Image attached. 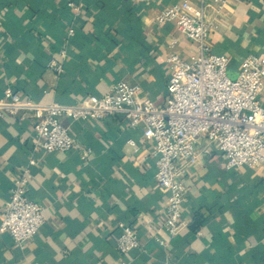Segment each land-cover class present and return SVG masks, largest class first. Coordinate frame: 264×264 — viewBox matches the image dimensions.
<instances>
[{"label": "crops", "instance_id": "obj_1", "mask_svg": "<svg viewBox=\"0 0 264 264\" xmlns=\"http://www.w3.org/2000/svg\"><path fill=\"white\" fill-rule=\"evenodd\" d=\"M178 1L0 0V97L11 86L37 102L74 103L126 79L140 98L163 103L168 53L191 59L197 50L173 22L156 21ZM191 1L205 3L212 49L229 57L231 72L264 55V0ZM62 121L82 148L36 150L33 117L0 116V214L26 167L27 194L45 209L27 242L0 232V264H264V162L230 168L216 142H203L184 175L185 224L168 237L167 194L142 127L122 115ZM119 221L138 232L139 247L120 251Z\"/></svg>", "mask_w": 264, "mask_h": 264}, {"label": "built area", "instance_id": "obj_2", "mask_svg": "<svg viewBox=\"0 0 264 264\" xmlns=\"http://www.w3.org/2000/svg\"><path fill=\"white\" fill-rule=\"evenodd\" d=\"M156 21L173 22L197 49L191 59L176 51L168 53L170 73L163 103L150 97L140 98L138 87L126 79L113 83L101 95L89 94L74 103L37 102L7 86L0 97V116L33 117L34 148L46 152L83 147L70 125L62 121L63 116L78 121L122 115L131 126H141L157 154L156 177L167 194L164 224L167 236L172 237L185 224L184 175L198 159L203 142H216L230 168L264 162V55L245 56L236 76H231L229 57L212 49L204 2L171 3L160 10ZM49 66L58 73L63 70L54 59ZM130 143L137 147L134 139ZM87 153L85 150L84 155ZM30 163H35V159L31 158ZM28 172V167L17 172L10 198L0 214V232H10L19 244L32 239L45 221L43 204L27 194ZM118 227L121 232L117 242L122 253L140 246V236L131 225L119 221ZM156 238L163 244L168 242L167 237Z\"/></svg>", "mask_w": 264, "mask_h": 264}, {"label": "rangeland", "instance_id": "obj_3", "mask_svg": "<svg viewBox=\"0 0 264 264\" xmlns=\"http://www.w3.org/2000/svg\"><path fill=\"white\" fill-rule=\"evenodd\" d=\"M229 73H230V75L233 76V77L236 76V73H233V72L231 73L230 68H229Z\"/></svg>", "mask_w": 264, "mask_h": 264}, {"label": "water", "instance_id": "obj_4", "mask_svg": "<svg viewBox=\"0 0 264 264\" xmlns=\"http://www.w3.org/2000/svg\"><path fill=\"white\" fill-rule=\"evenodd\" d=\"M232 73V72H231Z\"/></svg>", "mask_w": 264, "mask_h": 264}]
</instances>
